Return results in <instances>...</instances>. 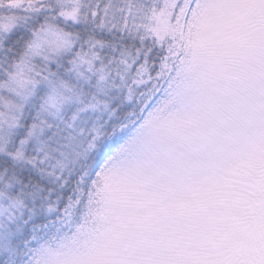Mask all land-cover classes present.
Wrapping results in <instances>:
<instances>
[{
	"label": "snow or ice",
	"instance_id": "snow-or-ice-1",
	"mask_svg": "<svg viewBox=\"0 0 264 264\" xmlns=\"http://www.w3.org/2000/svg\"><path fill=\"white\" fill-rule=\"evenodd\" d=\"M0 264H264V0H0Z\"/></svg>",
	"mask_w": 264,
	"mask_h": 264
}]
</instances>
